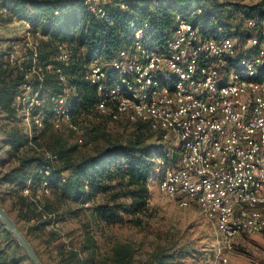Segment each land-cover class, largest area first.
Masks as SVG:
<instances>
[{
	"label": "built area",
	"instance_id": "2783aa9c",
	"mask_svg": "<svg viewBox=\"0 0 264 264\" xmlns=\"http://www.w3.org/2000/svg\"><path fill=\"white\" fill-rule=\"evenodd\" d=\"M107 1L83 5L96 19L107 20ZM258 2L264 5V0L253 4ZM200 12L194 6L177 15L159 45H150L145 28L131 22L126 45L112 58L91 61L82 79L94 87L99 113L145 122L160 137L159 145L178 151L176 162L172 153L159 158L158 191L180 209L196 208L213 226L220 240L212 264H219L227 262L238 237L264 232V14L245 19L243 39L204 34L194 22ZM39 23L22 22L15 37L2 40L1 66L20 76L12 106L29 128L47 121L56 131L77 133L70 112L74 91L65 74L67 45L56 41L53 55L42 61L41 41L49 34L42 28L48 22ZM48 74L57 90L44 86ZM37 150L58 163L56 155ZM52 171L42 166L40 184L20 191L37 204L41 219L51 217L38 201L50 194L44 177Z\"/></svg>",
	"mask_w": 264,
	"mask_h": 264
},
{
	"label": "trees",
	"instance_id": "16d2710c",
	"mask_svg": "<svg viewBox=\"0 0 264 264\" xmlns=\"http://www.w3.org/2000/svg\"><path fill=\"white\" fill-rule=\"evenodd\" d=\"M0 2L1 6L11 13L9 19L14 15L26 19L33 25L42 24L39 23L41 20L48 22L42 25L44 33L49 34L46 40L41 41L39 55L42 61L49 60L53 55L56 41L67 45L69 61L65 74L68 85L74 91L70 112L79 126L77 133L86 123L90 129L92 124H96L93 132L102 129L104 132L103 127L108 121L124 120L130 125L126 135L109 138L101 133L99 135L103 140L101 145L74 157L73 147L67 146L65 139L56 135L54 133L56 130L45 122L44 128L33 137V142L35 144L39 139L45 141L48 149L42 150L56 155L58 160L56 165L45 159L42 152L27 147L32 139L28 140L26 134L13 129L6 130L7 145L10 146L8 154L15 158L17 164L0 173V187L12 184L17 193L27 185L33 189L43 180V175L37 171L44 165H51L53 171L44 177L50 194L38 201L44 213L54 216L62 210L69 216L76 217L86 211L89 212L92 223L101 228L115 225L146 227L152 217L148 180L155 172L159 158L164 154L158 143L160 137L155 135L145 122L112 120L107 114L99 113L95 108L96 91L82 79L83 69L98 58H112L125 46L131 22L145 28V36L150 38V45H159L173 28L176 16L186 15L194 6L201 10L195 15L194 22L201 27L204 34L245 39L248 34L243 23L246 18L264 14L263 2L247 5L218 0H108L107 20L96 19L83 5L84 0H0ZM120 4L126 8L121 9ZM55 11H59V14L55 15ZM2 57L0 54V115H3L5 120H10L15 115L12 101L20 83V76L13 69H4L1 66ZM44 86L50 91L57 90L55 77L48 74ZM95 139L96 137L92 138ZM5 194L0 193L3 208ZM17 196L19 208L25 217L30 219L37 214L39 218L36 222L39 223L37 229L40 230L46 223L51 222L52 217L41 219L34 201H28L26 196L19 194ZM86 202L89 206L84 205ZM54 222H57V219ZM0 226L3 228L1 222ZM3 230L10 234L5 228ZM83 238L85 239L81 241L79 247H67L62 244L55 250L53 257H48L50 264L91 262L99 264L92 260L95 257L97 243L86 225ZM32 246L45 264V259L33 244ZM134 257L131 246L115 243L110 249L107 263L181 264L172 263V256L164 254H156L150 259L139 261ZM179 257L182 258V255ZM8 264H17V261L12 260Z\"/></svg>",
	"mask_w": 264,
	"mask_h": 264
},
{
	"label": "rangeland",
	"instance_id": "374dc122",
	"mask_svg": "<svg viewBox=\"0 0 264 264\" xmlns=\"http://www.w3.org/2000/svg\"><path fill=\"white\" fill-rule=\"evenodd\" d=\"M218 1L251 5L257 0ZM2 8L3 6H1L0 2V51L3 37L11 30L17 33L19 25L26 21V19L14 15L9 19V14L4 13ZM21 115L15 111V115L10 120H5V117L0 115V154L6 156L5 161L0 165V173L8 171L17 164L15 158L8 154L10 146L7 145L6 130L13 129L19 133L26 134L28 140L32 139V144H28L27 147L36 151H38L37 149H48L42 139L35 142L36 145L33 142V137L37 136L45 124L38 129L29 128L27 121ZM86 124L81 126L79 133L54 132L65 139L67 146L73 147L74 157L81 156L101 145L103 143L101 136H99L101 133L106 137L114 138L118 135H126L130 129V125L126 124L124 120L120 122L108 121L103 127L104 132H102L103 129L94 130L97 132H93L92 129L96 127V124H92L91 129ZM30 130L32 133L31 138L29 137ZM93 137H96V139L92 140ZM160 146L167 148L161 151L172 153L176 162L178 151L176 149H168L170 148L168 143H160ZM38 152L41 153V151ZM10 185L4 184L0 188V193H6L3 199L4 208L15 221L18 228L35 246L41 257L45 259V264H50L48 257H53L55 250L59 249L62 244L67 245V247H79L81 241L85 239L83 238L84 225L93 233L96 239L97 247L95 249V257L92 259L94 263L109 264L107 263V258L111 247L115 243L131 246L134 250V258L137 261L150 259L156 254H164L172 256V263H213L216 243L220 240L219 235L196 208L180 209L169 198L161 194L158 191V177L155 175L150 182L149 205L152 208V217L144 228L124 225L101 228L92 223L89 212L85 211L80 216L72 217L60 210L57 215L51 216V222L46 223L45 227H41L39 230L36 228L37 224L39 225V223L36 224L39 220L37 214L30 219L24 216V212L20 210L19 202L17 201V195H23L19 191L18 193L16 192L15 186ZM27 199L28 201L31 200ZM53 218L54 220L57 219V222H54ZM3 228L0 226V264H8L12 260L17 261V264H32L25 251L18 246L16 240L10 234L8 235ZM179 255H182V258ZM226 258V263L219 264H264V232L238 237L234 242L233 250L226 253Z\"/></svg>",
	"mask_w": 264,
	"mask_h": 264
},
{
	"label": "water",
	"instance_id": "95a60500",
	"mask_svg": "<svg viewBox=\"0 0 264 264\" xmlns=\"http://www.w3.org/2000/svg\"><path fill=\"white\" fill-rule=\"evenodd\" d=\"M0 222L3 227L10 235L16 240L18 245L25 251L27 257L32 264H42L39 256L37 255L32 244L28 241L23 232L18 228L15 221L7 213V211L2 207L0 203Z\"/></svg>",
	"mask_w": 264,
	"mask_h": 264
},
{
	"label": "crops",
	"instance_id": "0c3cea01",
	"mask_svg": "<svg viewBox=\"0 0 264 264\" xmlns=\"http://www.w3.org/2000/svg\"><path fill=\"white\" fill-rule=\"evenodd\" d=\"M10 25H11V23H10ZM16 34H18V33H16L15 31L13 32L12 30L8 33V34H6L5 35V37H15L16 36ZM4 38V37H3ZM1 155V154H0ZM5 158H6V156L5 155H1V157H0V163L2 164L4 161H5ZM153 176H154V173L152 174V176L149 178V180H148V186H149V191L151 192V189H150V182L152 181V179H153ZM12 185V184H11ZM10 185V186H11ZM13 186V185H12ZM1 188V187H0ZM151 194V193H150Z\"/></svg>",
	"mask_w": 264,
	"mask_h": 264
}]
</instances>
